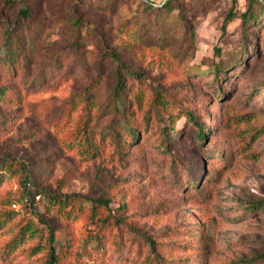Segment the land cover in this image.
Wrapping results in <instances>:
<instances>
[{
	"label": "rangeland",
	"instance_id": "rangeland-1",
	"mask_svg": "<svg viewBox=\"0 0 264 264\" xmlns=\"http://www.w3.org/2000/svg\"><path fill=\"white\" fill-rule=\"evenodd\" d=\"M178 2L0 0V264H264V18Z\"/></svg>",
	"mask_w": 264,
	"mask_h": 264
},
{
	"label": "trees",
	"instance_id": "trees-1",
	"mask_svg": "<svg viewBox=\"0 0 264 264\" xmlns=\"http://www.w3.org/2000/svg\"><path fill=\"white\" fill-rule=\"evenodd\" d=\"M144 2H146V4H143V9L147 11V13H151L152 11H163V10H170L172 9L173 7V4L174 6H178V1L179 0H161L160 3H155L153 1H149V0H141ZM244 4H245V9L244 11H242L240 14H239V17L241 19V25L243 27V29L249 27V25H259V23L261 22V20L264 18V0H243ZM21 14L24 16V17H27L29 16V11L28 9L26 8H22L21 9ZM235 14V11H233V9L231 8L229 11H228V18L232 17L233 15ZM144 17H147L144 16ZM224 29V27H223ZM16 30H14V28H12L11 26H6V28L4 29V35H5V39H3V42L1 44L2 47L5 46L6 48V52L4 53V55H0V61H8V62H11L12 64L14 63L15 64V61H16V54H17V50L10 46L9 44V40H11L10 38L12 36H14ZM219 50V49H217ZM115 61L118 60V57L113 55L112 57ZM216 66V65H215ZM118 77H119V73H118ZM118 83H120V77L118 78ZM122 82L117 85V89H115V96H120V93H121V85ZM4 92V88L0 90V94H3ZM124 99L123 98H118V102L120 104H122V101ZM120 104H117L115 106L116 108V111L118 113L121 112V107H120ZM189 118L195 122L197 125H199V123L197 122V119L194 117V115L190 114L189 115ZM128 131L132 134V139L135 138L136 136V132H135V129H133L132 127H128ZM197 136L198 138H200L201 140H204L206 137H207V132L200 128L198 130V133H197ZM27 181V179L25 180ZM27 185H31L30 182H27L26 183ZM36 195H39L40 196V193H38L37 191H35V193H33L32 195V199H34V197ZM26 201H28V196L25 197ZM94 203H95V206H98L99 204H105L107 205L108 202L107 200H104L102 198H94L92 200ZM51 236L52 238L54 237V230L51 229ZM54 239V238H53ZM93 245L98 247L100 246V239L98 236H96V239H95V242H93ZM58 258H59V255L56 253V250L53 246H51V250H50V254H49V264H58Z\"/></svg>",
	"mask_w": 264,
	"mask_h": 264
}]
</instances>
